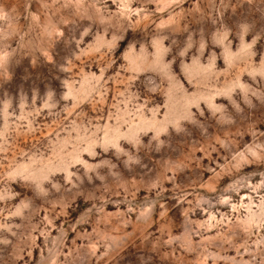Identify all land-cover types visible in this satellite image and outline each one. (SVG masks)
<instances>
[{
	"label": "rangeland",
	"instance_id": "obj_1",
	"mask_svg": "<svg viewBox=\"0 0 264 264\" xmlns=\"http://www.w3.org/2000/svg\"><path fill=\"white\" fill-rule=\"evenodd\" d=\"M0 264H264V0H0Z\"/></svg>",
	"mask_w": 264,
	"mask_h": 264
}]
</instances>
